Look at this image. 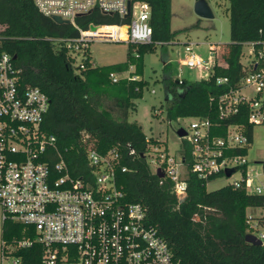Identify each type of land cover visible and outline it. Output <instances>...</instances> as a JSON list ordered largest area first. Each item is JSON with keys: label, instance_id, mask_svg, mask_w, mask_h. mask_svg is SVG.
Masks as SVG:
<instances>
[{"label": "built area", "instance_id": "1", "mask_svg": "<svg viewBox=\"0 0 264 264\" xmlns=\"http://www.w3.org/2000/svg\"><path fill=\"white\" fill-rule=\"evenodd\" d=\"M33 1L44 15L59 16L76 29L75 36L46 38L55 49L66 50L76 72L84 69L92 42H152L151 7L145 0ZM93 10L114 15L119 21L77 23L78 16ZM197 44L185 42L179 62L205 72L207 78L215 74L216 48L210 43L204 60L195 52ZM241 46L242 74L218 97L217 104L220 119L246 112L247 124L252 126L250 136L245 123H230L219 134L216 130L221 123L188 117L189 122L179 126L186 132L180 140L190 145V169L200 178L209 181L222 176L230 180L228 185L248 195L264 196V159L251 166L247 160L254 127H264V38L244 41ZM15 60L1 49L0 38L1 221L11 220L23 227L21 237L1 238L0 264H182L157 229L148 224L144 206L124 200L116 181L120 160L116 148L104 154L88 149L89 175L70 173L55 136L42 128L49 98L37 86L21 82L22 70ZM133 70L131 65L129 71L113 73L111 78L117 81ZM216 82L227 83L228 77L217 75ZM146 159L153 173L159 169L163 173L159 178L172 182L178 201H183L187 165L182 153L176 159L165 147L149 144ZM246 224V234L264 246V203L246 209Z\"/></svg>", "mask_w": 264, "mask_h": 264}, {"label": "trees", "instance_id": "2", "mask_svg": "<svg viewBox=\"0 0 264 264\" xmlns=\"http://www.w3.org/2000/svg\"><path fill=\"white\" fill-rule=\"evenodd\" d=\"M151 7L152 42L128 44L122 62L94 65L87 53L84 69L78 72L66 50L55 49L48 37L77 34L71 24H58L44 15L33 0H0L1 49L16 56L21 68V82L37 86L49 98L42 128L55 136L56 145L73 176H88V149L100 154L111 148L120 153L116 181L124 200L140 203L146 209L147 222L167 241L172 254L182 264H264V246L247 243L246 209L260 206L264 196L248 195L243 189L224 185L207 190V180L190 169V145L181 140L180 152L187 165V192L179 202L172 182L152 172L146 152L158 140L146 136L141 126L129 121L136 110V100L143 96L148 81L142 78L143 57L158 45L175 41L180 31L171 29V0H145ZM230 22L234 25L231 41L214 42L215 74L197 80L172 78L170 63L163 66L162 84L169 122L187 117H207L221 123L216 130L224 134L226 125L245 123L246 112L220 119L218 97L227 92L242 74L241 43L264 38V0H227ZM81 26L89 22L113 24L114 15L97 10L78 16ZM134 70L129 76L113 81L111 74ZM217 75L228 82L218 84ZM167 149V148H166ZM133 150V153L130 151ZM126 168L122 171V168ZM213 178H210L211 180ZM162 181V182H161ZM22 225L6 220L1 238L23 235Z\"/></svg>", "mask_w": 264, "mask_h": 264}, {"label": "rangeland", "instance_id": "3", "mask_svg": "<svg viewBox=\"0 0 264 264\" xmlns=\"http://www.w3.org/2000/svg\"><path fill=\"white\" fill-rule=\"evenodd\" d=\"M195 2L196 0H171V29L185 30L178 33L174 42L164 47L158 45L154 52L144 55L142 78L149 84L144 89L143 96L135 101V112L129 116V121L138 123L147 138L152 137L158 140V145L167 148V151L176 159L179 158L181 149V140L176 131L180 125L185 126L189 118L171 122L165 119V108L168 102L161 81L164 76L163 66L166 61L170 63V74L174 79L178 78V74H180L179 78L186 80L205 78V72L180 64L179 61L184 56V43H198L195 52L207 60L210 52L209 44L230 42L234 28L230 22L227 0H206L213 12L212 18L200 17L194 10ZM244 49L248 50L247 47ZM87 52L94 65L113 64L126 59L127 44L92 42ZM178 52H180L179 55ZM80 59V56H76V61ZM257 159H264V127L260 125L254 127L253 142L247 156L249 166ZM151 167L153 168V165ZM181 171L184 172V168ZM229 181L222 176L215 177L207 182L206 188L209 191L214 190L226 185ZM248 212L254 211L248 210ZM1 228L0 210V246Z\"/></svg>", "mask_w": 264, "mask_h": 264}, {"label": "water", "instance_id": "4", "mask_svg": "<svg viewBox=\"0 0 264 264\" xmlns=\"http://www.w3.org/2000/svg\"><path fill=\"white\" fill-rule=\"evenodd\" d=\"M194 10L200 17H206V18L213 17V12L210 6L208 5V3L206 2V0H196L194 4ZM51 19L58 24H68L67 20H63L59 16H52ZM13 57L16 58V56ZM176 134L178 138H182L186 134V132L182 127H180L177 129ZM156 174L159 177L163 176V173L159 169L157 170ZM244 239L247 243L253 245H261V242L251 234H245Z\"/></svg>", "mask_w": 264, "mask_h": 264}, {"label": "crops", "instance_id": "5", "mask_svg": "<svg viewBox=\"0 0 264 264\" xmlns=\"http://www.w3.org/2000/svg\"><path fill=\"white\" fill-rule=\"evenodd\" d=\"M165 63H168V62L166 61ZM179 75H180V74H178V78H179ZM178 78H177V79H178ZM180 79H181V78H180Z\"/></svg>", "mask_w": 264, "mask_h": 264}]
</instances>
